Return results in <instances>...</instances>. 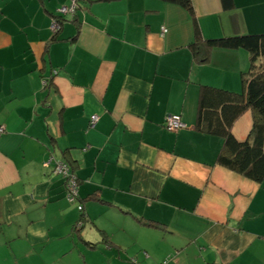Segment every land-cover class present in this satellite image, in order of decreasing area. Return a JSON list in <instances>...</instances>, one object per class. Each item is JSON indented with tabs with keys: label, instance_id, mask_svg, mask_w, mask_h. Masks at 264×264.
<instances>
[{
	"label": "crops",
	"instance_id": "1",
	"mask_svg": "<svg viewBox=\"0 0 264 264\" xmlns=\"http://www.w3.org/2000/svg\"><path fill=\"white\" fill-rule=\"evenodd\" d=\"M233 2L192 0L205 39L264 33V0ZM67 4L0 0V264H264V181L196 130L201 87L239 91L249 53L196 63L191 16L163 0H85L54 33Z\"/></svg>",
	"mask_w": 264,
	"mask_h": 264
},
{
	"label": "trees",
	"instance_id": "2",
	"mask_svg": "<svg viewBox=\"0 0 264 264\" xmlns=\"http://www.w3.org/2000/svg\"><path fill=\"white\" fill-rule=\"evenodd\" d=\"M163 1L181 6L191 16L194 24V41L189 45V49L196 63L209 62L211 52L215 49H244L249 53L250 65L241 75L239 91L211 86L201 87L196 130L223 139V146L217 158L219 165L254 182L262 183L264 181V33L205 39L201 34L192 0ZM223 4L225 9L234 6L233 0H223ZM247 112L252 114V127L247 138L239 141L233 134V126ZM145 223L151 227H158L152 222Z\"/></svg>",
	"mask_w": 264,
	"mask_h": 264
},
{
	"label": "built area",
	"instance_id": "3",
	"mask_svg": "<svg viewBox=\"0 0 264 264\" xmlns=\"http://www.w3.org/2000/svg\"><path fill=\"white\" fill-rule=\"evenodd\" d=\"M85 0H68V4L62 6L58 10V17L54 18L51 24V29L54 33L60 29V19L66 17H73L77 11L78 4ZM166 29L162 28V33H165ZM98 116H93L91 118V127H94L98 121ZM165 129L172 133H178L180 130L186 128V125L183 123L180 115H171L165 121ZM5 128L0 127V137L4 133ZM54 172L58 175H63L66 179V188H67V197L70 202H75L78 195V184L76 178L70 173L69 167L65 162H57ZM80 210H83L82 206H79Z\"/></svg>",
	"mask_w": 264,
	"mask_h": 264
}]
</instances>
